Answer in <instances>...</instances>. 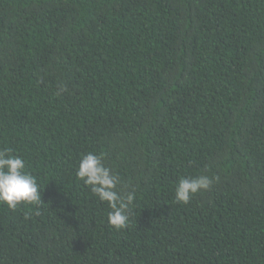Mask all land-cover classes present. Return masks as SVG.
Instances as JSON below:
<instances>
[{"label":"trees","instance_id":"16d2710c","mask_svg":"<svg viewBox=\"0 0 264 264\" xmlns=\"http://www.w3.org/2000/svg\"><path fill=\"white\" fill-rule=\"evenodd\" d=\"M2 149L42 204H0V264H264V0H0ZM89 152L136 190L123 230Z\"/></svg>","mask_w":264,"mask_h":264},{"label":"clouds","instance_id":"9594fccd","mask_svg":"<svg viewBox=\"0 0 264 264\" xmlns=\"http://www.w3.org/2000/svg\"><path fill=\"white\" fill-rule=\"evenodd\" d=\"M66 90L60 86L56 95L60 96ZM103 159V154L89 152L82 155L75 175L100 202L107 203L111 209L108 213L109 226L123 230L129 224V210L136 199V190L133 188L125 191L119 188V175L112 168L106 167ZM217 179L203 174L179 179L175 186L176 202L189 203L197 193L209 190ZM41 196L37 179L26 171L25 161L20 156H13L8 149L0 150V204L11 210H16L21 204L34 205L38 215Z\"/></svg>","mask_w":264,"mask_h":264}]
</instances>
